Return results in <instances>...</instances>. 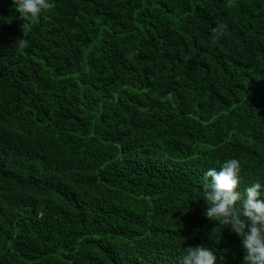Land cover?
Returning <instances> with one entry per match:
<instances>
[{"label":"trees","instance_id":"16d2710c","mask_svg":"<svg viewBox=\"0 0 264 264\" xmlns=\"http://www.w3.org/2000/svg\"><path fill=\"white\" fill-rule=\"evenodd\" d=\"M49 2L0 0V264H245L202 184L264 200V0Z\"/></svg>","mask_w":264,"mask_h":264},{"label":"clouds","instance_id":"9594fccd","mask_svg":"<svg viewBox=\"0 0 264 264\" xmlns=\"http://www.w3.org/2000/svg\"><path fill=\"white\" fill-rule=\"evenodd\" d=\"M23 20L39 22L41 14L54 7L49 0H12ZM227 26L217 24L212 38L227 35ZM21 43H26L21 41ZM241 164L236 158L226 160L219 170L209 168L203 175L202 190L207 204L204 215L242 238L245 264H264V200L259 199V182L239 191ZM180 264H217V255L205 245L185 248Z\"/></svg>","mask_w":264,"mask_h":264}]
</instances>
